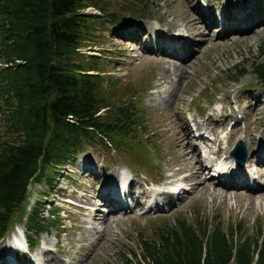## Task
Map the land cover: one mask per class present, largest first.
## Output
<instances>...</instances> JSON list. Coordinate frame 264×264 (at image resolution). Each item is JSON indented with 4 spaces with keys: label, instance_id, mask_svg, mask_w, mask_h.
Returning <instances> with one entry per match:
<instances>
[{
    "label": "rangeland",
    "instance_id": "374dc122",
    "mask_svg": "<svg viewBox=\"0 0 264 264\" xmlns=\"http://www.w3.org/2000/svg\"><path fill=\"white\" fill-rule=\"evenodd\" d=\"M201 1L203 0H141L139 3L137 0L136 2L134 0H106L104 3L108 11L113 10L110 8L124 10L120 4L131 5L133 3L142 17L133 19L134 15L131 16L132 8L126 7L123 11L124 20H106L102 25L101 37L96 47L92 49V52L86 53L88 48H83L81 52L102 57V62L105 63L103 72L109 73V76L114 79L121 80L118 87L121 88L122 93L117 95L120 100H125L126 103L131 104L133 99L127 101V98L132 92L139 91L136 96V107L140 112L141 124L146 126V130L142 137L137 136L142 142L138 149H133L130 146H119L118 148L114 147L113 150V147H105L101 142H84V154L80 155L71 167L66 166L64 168L62 174L67 175L57 179L55 190H52V195L46 199L41 197L42 192L47 191L43 184H35L29 188L31 198L28 205V215L32 213H30V209L39 194V201L42 203H37L41 204L38 212L41 220L49 218L50 209L56 208L61 211L57 219L58 224L48 228L46 233L37 236L38 244L43 242L49 244L47 247H49L51 255L58 259L59 264H61L60 261L64 264H122L124 255L139 252L140 237L142 239H154L158 229L173 225V221L177 217H184L188 221H192L197 215L208 222L217 221L223 230H230L231 228L234 233L236 227L240 225V231L235 233L236 240H244V237L253 239L259 232L264 233V188L259 193L248 194L243 190L223 189L209 181L205 184L207 186L199 185V182H196L199 189L203 186L206 189L195 192L193 187L189 186V172H186L191 166V161L184 162L179 158L182 151L185 153V148L180 144V140H177L181 131L179 119L188 123L187 119L196 118L202 125H205L207 117L212 114V118L208 119L210 121L208 123L209 128L216 130L223 126L225 121L220 122L221 114H218L216 110L219 111L224 105L218 103L210 105L209 103L211 100L222 102L225 98L224 104L227 106H224L222 113L232 116L229 118L230 120L227 119L228 124L237 123V127L233 131L237 132L238 129L242 134L247 129L246 135L249 138V145L246 147H249L251 151L253 150L254 144H257L260 135L264 133V88L257 85L252 72L253 63L264 60L263 58L258 60L260 51L264 48V31L260 36L253 37L248 42L246 40L239 41L240 34L234 32L227 33L223 40L216 38L215 30H208L206 25L200 23V29L205 33V38L201 40L203 37L199 36L195 46L188 48L187 51H191L190 53H193L195 58H188L181 63L178 62L181 60L172 58L162 50H156L160 55L142 54L140 46L134 41L140 36L145 38V35L154 31L153 28L158 36L162 35L161 37L167 38L169 42L179 43L180 39L177 40L179 35H187L184 31L186 30L185 24L192 28L188 19L192 18L196 22L200 18L191 9L196 8L197 3L203 8ZM240 1L220 0L219 5L218 0H209L211 3H218V8H222V5L226 3L223 7L225 10L236 9L239 7ZM251 2H257V6L264 11V0ZM215 6L217 7V5ZM88 11L96 13L93 8H88ZM256 30L255 33L259 31L258 28ZM172 32L174 35H179L176 38L166 37L170 36ZM157 43L163 45L162 41L156 39L155 44ZM144 45L150 46L147 42ZM171 60L178 67L184 66L185 75L181 83L176 86L175 92L172 93L175 96L174 101L164 104L160 97L170 96L172 87L163 81L160 84L158 80L161 72L164 69L168 70L171 66L168 65ZM242 70L245 75L238 78L239 72ZM250 95L254 98L259 96V102L254 103L252 98L248 97ZM175 110L180 113L177 114L174 112ZM213 113L216 114L215 117H213ZM97 115H104V113L101 111ZM184 115L187 119L184 118ZM189 128H191L190 125ZM239 136L231 137L227 149L239 139ZM251 139L255 140L253 144L250 142ZM224 146L222 145V147ZM80 158L89 162L88 165L95 169L97 176L91 173L88 168L83 170L81 160V163L78 162ZM249 162L248 168L252 167L255 171L253 173L258 175V179H261V183L264 185V174H259V172L264 173L263 166L258 167L252 157ZM177 170L181 172V177L178 179H183L182 186L188 189V192L183 195V199L177 201L169 212H159L155 217L120 219V222L113 228L111 224L109 232L112 234L107 233L105 244L99 245L97 250L91 251L90 247L92 244V248H94L100 242V237L98 234H92L90 240H86L83 237L85 230L83 221L89 222L90 227L95 228L96 226L101 230L105 228L104 224L94 220L91 212H85L78 208L73 210L71 209L73 207L63 203L67 195L76 194L80 197V194L74 193L76 185L91 195L96 187L103 184L101 180L111 176L113 172H118L117 175L126 173L127 177L130 176V179L135 180L134 190L140 191L145 185L151 188L150 184L157 181L161 182L158 187L162 189L163 184H165L163 181L166 179L165 177L168 178L171 171ZM98 171L102 174H98ZM206 174L205 177L207 178L208 173ZM88 178H92L90 184H88ZM57 188L59 191L56 193ZM213 188L216 189L214 193H212ZM219 192H228L226 201ZM71 197L75 198L74 196ZM79 214L88 216L90 220ZM110 217L114 220L117 218L116 216ZM21 222L22 224L19 223L15 226L13 231L23 230L26 219ZM27 235L34 238L36 230L28 231ZM78 240L80 243L77 242ZM55 242L58 247L53 250L52 245ZM3 246L4 244L0 248L2 249ZM1 249L0 252L3 254ZM34 251L37 254L38 251ZM34 251H32V255ZM22 261L27 263L26 257H23ZM42 261L45 262V259Z\"/></svg>",
    "mask_w": 264,
    "mask_h": 264
},
{
    "label": "trees",
    "instance_id": "16d2710c",
    "mask_svg": "<svg viewBox=\"0 0 264 264\" xmlns=\"http://www.w3.org/2000/svg\"><path fill=\"white\" fill-rule=\"evenodd\" d=\"M105 2L0 0V240L21 219L29 185L42 183L48 193L61 166L84 152V142L133 149L142 143L139 91L127 98L131 104L120 100L121 80L103 72L102 57L81 52H92L103 23L123 21L126 7L133 19L142 17L133 3L108 11ZM252 71L264 88V60ZM40 206L32 209L28 228L45 233L61 211L53 208L41 220ZM235 233L197 215L192 221L177 217L154 239L140 237L139 252L124 255L122 264H264V233L244 240Z\"/></svg>",
    "mask_w": 264,
    "mask_h": 264
},
{
    "label": "bare ground",
    "instance_id": "6f19581e",
    "mask_svg": "<svg viewBox=\"0 0 264 264\" xmlns=\"http://www.w3.org/2000/svg\"><path fill=\"white\" fill-rule=\"evenodd\" d=\"M247 1H249V0H241L239 7H237L236 9H230V10L222 9L221 10V14L223 16V22H222V28H221L222 34H225L227 31H233L237 34H240L239 35V41L246 40L247 42L252 40L253 37H256V36L258 37V36H260V34H262V32L264 31V23L263 24H260V23L264 19V11L260 10V7L257 6L258 5L257 2H251L254 0H251L250 2H247ZM208 2H209V0H208ZM209 3L212 5H216V3L215 4L211 3V2H209ZM191 10L196 12L200 18L198 20H196V22L194 20H192V18L188 19V23L192 28H190L189 26H187L185 24V28H186L185 31L188 33L190 38H184L183 35H179V34L173 35L174 37L179 35V38H177V40H179V39L180 40H179V43H177L175 41L169 42V40L167 38H163V37H161L162 36L161 35L157 38V40L162 41L163 45H161V44L158 45V43H157L156 44V50H158V51L162 50L174 59L181 60L183 62L186 60V57H187L186 55L188 53L187 50H189L188 48L190 46H195V44L198 41L197 39L199 38V36L203 37V38L201 37L202 38L201 40H203L205 38V35H204L205 33L203 31H201V29H200V23H201V25H202V23L204 25H206V23L214 22L212 12L209 8L204 9L200 6L199 3H197V7L194 9L192 8ZM259 24H260V26L256 27L259 29V31L255 33V31H257V30H256V28H253V27L256 25H259ZM144 49L151 51L152 47L144 45ZM192 57L195 58L193 55H191L189 58L191 59ZM172 62L173 61L171 60L170 64L168 63V65H171V66H169L168 70L164 69L161 72L160 78L158 80L160 82V84H161V81H163L169 87L170 86L172 87V91H170V96L167 95L165 98L162 96L160 97L162 103H164V104L166 102L171 103V101L172 102L174 101L175 96H173L172 93L175 92L176 86L179 83H181V81L185 75V72L183 70L184 66L178 67L176 65V63L173 64ZM170 67H172V68H170ZM248 97H251V95ZM251 98L254 101V103L259 102L258 100L260 99L259 96L257 98H254V97H251ZM255 105H257V104H255ZM174 112H176L177 114L180 113V112H177V110H175ZM215 116H216V114L213 113V117H215ZM231 117H232L231 115L228 116V115H225L224 113L221 112L220 122H222V121L224 122ZM174 118H175V116H174ZM209 118H212V117L210 116ZM193 122L196 125H198V127L201 128L200 123L198 121L193 120ZM179 124H181V131L179 132L180 135H178L179 138L177 140H180V144L182 145L183 148H185V153H183V151H182L181 152L182 154L180 155L179 158H181L182 161H184V162L191 161V166L190 167L187 166L188 169L186 171V172H189V175H188L189 186L193 187L195 192H197L199 190H204V189H206L204 186H207L205 184H207L209 182V180H211V179H207L205 177V171L209 168H207V166H205L204 163L196 157L197 149L194 146L193 131L191 128H189L188 123L185 121L182 122L179 119ZM236 127L237 126L235 123L232 126L231 130L233 131ZM201 130H203V129H201ZM208 130L216 131L217 129L215 130L214 128H209V125H208ZM260 139L263 140L262 145L264 146V133H262L260 135V138L258 139L257 144H254L255 147L252 148L253 149L252 151L250 150L249 147H246L247 148V155H248V160L246 162V170L248 169V166L250 163L249 160L251 157L256 160V164L258 165V167L263 166V168H264V165H263L264 164V147L262 146L260 148V150H257V152L255 150L256 148L260 147V142H259ZM200 141L202 143H204L205 145H207L208 140L206 139L205 135L201 136ZM174 142H172V143H174ZM250 142H252V144H253V142H255V140L253 141V139H251ZM250 145H251V143H250ZM217 152L221 154V156L218 158L219 161L224 157L222 159L224 162H226V163L232 162V159L230 157L226 156V153H227L226 150L218 149ZM259 156H263V158L260 159ZM188 157H190V158H188ZM88 164H89V162L87 161V164L85 167H83V170H86L88 168V170L91 173H93L97 176V172L95 171V169H93ZM225 171L229 172V171H238V170H233L229 167V168L225 169ZM98 174H102V173H99V171H98ZM117 174H118V172L117 173L113 172V173H111V176H107L106 178L104 177V175H101L104 178L101 180L103 182V184H102V192L100 194L104 197H101L102 202L99 201L96 204H103L105 206L111 207V209H115L116 207H122V205L120 203L113 202L109 198V196L112 195L113 193H117V184H118V182L120 183V181L118 180ZM120 174L122 175L123 173H120ZM230 176H231V179L228 182H223V183L218 182L217 184H219L220 186H222L225 189H228V188L236 189V188L244 187L249 193H252V194L258 193L257 191L264 187L263 183L260 182V183H258V186H256V188H248L247 184L245 182V179H248V178L251 179V174H248L245 171L234 172V173L231 172ZM178 177L179 178L181 177L180 170H177L174 172L171 171L170 174L168 175L166 185H169V184L173 183L174 181H178ZM109 178H111V179H109ZM117 180H118V182H117ZM182 180L183 179H181V181ZM196 182H199V185H204L203 188L199 189V187L196 185ZM134 184H135L134 179H130L128 181L129 189H128L126 197L137 202V199L134 197L135 193L131 190V188H133ZM244 188H242V189H244ZM215 191H216V189L213 188L212 193H214ZM219 193L223 195V199L226 201V196H227L228 192L227 193L226 192L225 193L219 192ZM95 195H98V194H95ZM95 195L93 197L92 196L86 197L84 199V201H79L80 203L86 204L85 208H89L90 210H92L91 214H92V218L94 220L100 221L105 226V228L103 230H101L98 227H95V228L90 227L89 222H87L85 220L83 221V224L85 226V230L83 232V237H85L86 240H90V237L92 236V234H95V235L98 234V236L100 237L99 238L100 242L97 241L99 243H97V245L94 248H92V244H91V247H90L91 251H93L94 249L97 250V247L99 245H102V243H104V241L106 240L105 238L107 237V233H109V234L111 233V232H109L110 225L112 224V228H113V227H116L115 225H117L120 222V218L114 220L112 217H110L109 214H113L114 211L110 210L108 215H102V213H101L102 208L98 207L95 204V200H96ZM98 196L100 197V195H98ZM143 196H145V194H143ZM155 196L158 198H161L163 201H165L166 205L172 203V200H174V198H172L173 194L168 193V192H156ZM76 201H78V200H76ZM75 203L76 202H74L73 204H75ZM139 203L140 202L138 201L137 204H139ZM69 206H71L73 208H77L73 205H69ZM83 211L88 212L87 209H85ZM77 242L80 243V240H78ZM107 242H108V240H107ZM114 242L117 243L116 241H114ZM110 243L112 244V242H110ZM44 244L47 245L45 242H44ZM53 246L56 249L58 247L56 242L53 243ZM3 248H4V246H3ZM92 255H93V252H92ZM90 258H92V257L90 256ZM44 259H45V262L42 261ZM39 260H40L41 264H59L58 259L51 255L49 248L47 250L43 251V255L42 254L39 255ZM60 263L64 264L61 261H60ZM30 264H39V262L35 260L34 262H32Z\"/></svg>",
    "mask_w": 264,
    "mask_h": 264
},
{
    "label": "water",
    "instance_id": "95a60500",
    "mask_svg": "<svg viewBox=\"0 0 264 264\" xmlns=\"http://www.w3.org/2000/svg\"><path fill=\"white\" fill-rule=\"evenodd\" d=\"M236 151V152H235ZM241 151V152H240ZM239 153V155L237 154ZM244 153V154H243ZM231 154L233 156H236L237 159H241V162L245 161V148L243 147V145L239 144L238 147H236ZM238 155V156H237Z\"/></svg>",
    "mask_w": 264,
    "mask_h": 264
}]
</instances>
